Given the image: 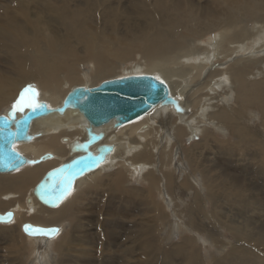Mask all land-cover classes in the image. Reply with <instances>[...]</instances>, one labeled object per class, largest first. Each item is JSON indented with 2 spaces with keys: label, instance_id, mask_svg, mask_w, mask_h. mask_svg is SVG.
Here are the masks:
<instances>
[{
  "label": "bare ground",
  "instance_id": "obj_1",
  "mask_svg": "<svg viewBox=\"0 0 264 264\" xmlns=\"http://www.w3.org/2000/svg\"><path fill=\"white\" fill-rule=\"evenodd\" d=\"M134 55H140V59L128 62L135 59ZM85 59L92 61L87 66L91 85L78 79L76 62ZM127 64L131 66L127 74L117 79L154 76L169 87L174 104H160L130 123L117 124L113 120L99 127L73 107L61 108L71 90L100 86L99 81L113 77L109 74ZM30 82L40 86V92L33 89L35 96L29 93L31 100L37 96L35 103L63 112L36 119L31 125L30 139L14 145L28 160L26 166L0 173V216L14 214L11 222H0V264L22 263L24 250L30 247L28 241L34 243L31 245L35 247L37 264L47 260L57 248L62 252V261L68 257L78 264H105L109 259L105 253L113 245L103 242V228L96 226L98 222L123 230L114 246L119 248L123 264H151L157 258L161 257L160 261L171 257L173 251L179 257L184 252L188 254L184 264H203L202 257L197 251L191 252L188 245L164 249L156 235L174 223L171 224L163 205L174 204L173 211L183 217L179 207L187 201L190 216L187 213L184 218H192L186 225H193L189 229L195 230L192 235L197 238L204 231H197L194 215L212 197L218 216H222L221 206L228 201H238L237 210H257L251 201L240 203L236 199L245 183L221 170L219 162L228 160L227 154L233 156L230 161L245 164V152L250 147L255 149L256 166L264 172L262 0L0 1V107L15 102ZM234 93L235 104L226 101H232L229 96ZM13 107L0 115H7ZM232 129L235 143L227 144L217 138L232 133ZM90 134L103 137L90 151L107 145L113 151L96 171L76 181L73 192L60 206L44 207L34 195L35 187L51 171L79 157L81 154L74 148L87 142ZM190 137L201 139L186 149L184 140H191ZM209 154L211 158H207ZM46 155L50 156L43 160ZM135 176V181L144 182L147 188L135 186L131 178ZM213 188L217 189L215 193ZM160 192L170 202H161ZM134 198L140 203L138 207H132ZM93 201L98 204L93 210L96 215L91 218L86 214L90 213ZM100 216L107 218L99 221ZM248 222L229 220L235 225L229 230L236 237L244 235L256 246L237 244L233 249L237 256L226 255L215 264H240L238 257L247 262L243 264H264V257L255 254L260 245L264 246V231L253 232ZM25 223L57 228L61 233L54 238L27 234ZM93 227L98 228L95 235L91 234ZM179 228L178 225L177 229L182 231L183 227ZM108 231L107 235H114V231ZM207 236L224 246L215 241L219 237L217 232ZM251 256H256L255 262L247 261Z\"/></svg>",
  "mask_w": 264,
  "mask_h": 264
},
{
  "label": "water",
  "instance_id": "obj_2",
  "mask_svg": "<svg viewBox=\"0 0 264 264\" xmlns=\"http://www.w3.org/2000/svg\"><path fill=\"white\" fill-rule=\"evenodd\" d=\"M36 104L46 105L44 103ZM160 104H174L169 87L154 76L144 75L107 81L92 88H74L66 96L61 108L65 110L67 107H73L93 126L99 127L113 120L117 124L133 122ZM59 111L62 110L59 108L51 110L46 105L45 108L38 109L33 113L31 108L24 104L19 110H14L13 107L7 112V115H0V173H11L26 166L28 160L14 149V145L17 142L30 139L31 125L36 119L53 115ZM17 115H21V117L18 118ZM102 139L101 135L90 134L87 142L74 148L75 152L81 154L79 157L64 164L63 167L51 171L35 187L34 195L41 205L48 208L60 206L73 192L78 179L96 171L106 161L107 155L113 151L111 145L101 146L97 150L90 151ZM49 156H44L43 160H47ZM61 184L64 189H69V185H71V189L66 197L58 199L62 195ZM9 214H11V218H9ZM13 216L12 212H8L5 216H0V222L9 223ZM51 229L57 228L24 225V231L27 234L37 236H46L37 230Z\"/></svg>",
  "mask_w": 264,
  "mask_h": 264
},
{
  "label": "rangeland",
  "instance_id": "obj_3",
  "mask_svg": "<svg viewBox=\"0 0 264 264\" xmlns=\"http://www.w3.org/2000/svg\"><path fill=\"white\" fill-rule=\"evenodd\" d=\"M0 1H3V0H0ZM263 4H264V0H262ZM254 25V23H251L250 24V27H252ZM214 35V34H213ZM72 42V41H71ZM135 56V59L134 60H131V59H128V62L130 61H135V60H139L140 58V55L139 56ZM86 61H83V60H80V61H77L76 65H77V72L80 73V76H78V79L81 81V82H87L88 84H92V76L90 77V73H89V70H88V65L90 63H92V61L90 59H85ZM234 61L233 60H229L228 63L226 65L223 66V68H226L229 66L230 63H232ZM131 62V63H132ZM92 66V65H91ZM131 66L130 65H125V68H120L118 71L116 72H113V73H110L109 75L110 76H113V77H107L105 79H102L100 82L99 85H101L103 82H107L109 80H114V79H117L120 75H126L128 71H126L128 68H130ZM220 67V66H218ZM218 67H215V68H218ZM87 70V71H86ZM122 70V71H121ZM130 74H136L132 71H130ZM129 74V75H130ZM85 76L86 75V78H82L81 77ZM133 76V75H131ZM136 76V75H134ZM88 77H90L89 79H87ZM114 78V79H112ZM121 78H124V77H121ZM89 82H88V81ZM90 84V85H91ZM30 86V87H29ZM78 86V85H77ZM34 89V90H37L38 92H40V86L38 85V82H30L28 84V87L25 89L24 92V96H23V92L22 94L19 96V98L17 100H15V102L11 103L9 106H2L0 107V114H5V112L9 109V107H13L15 105H17L18 103H20L21 101V97L23 96L25 98V100L30 99L31 100V97H29V93L30 92H26L27 89ZM235 93L233 94V97L232 95L229 96L230 99H233L232 101H230L229 99L226 100L228 101L229 103H233L235 104V99H236V95ZM235 97V98H234ZM222 97H220L221 99ZM37 101L39 100L36 97H34L32 100ZM226 101H224V104L227 105ZM190 104H187V106H189ZM8 108V109H7ZM77 115H79L77 112L75 113ZM260 120H262L260 118ZM86 122V121H85ZM232 133L231 131H229L230 134H226V136L224 134L223 137L222 135L217 136V138L221 139L222 141H226L228 142L227 144H233V142L235 143V137H234V133H235V129H232ZM191 138V137H190ZM201 139V137H196V138H191V140L189 139H185L184 142H185V148L186 149H189L191 148L192 145H195L197 144V142H199V140ZM260 142L262 143L261 139H260ZM128 143V142H127ZM262 149H264V143H262ZM128 145H132V144H127ZM250 146V144H249ZM200 147V146H199ZM252 147V146H251ZM207 152V151H206ZM261 151H259V153H261ZM209 153H210V150H209ZM246 153V162L245 164L243 162H241L240 164H237L235 163L234 161H230V159L233 157L232 155H227L226 156H229L228 160H222L219 162V166L221 167V170L223 169L225 171L226 174H229L230 176L235 177L236 180H243L244 183H245V186H242V189L240 191V193L238 194L240 196V198H236L237 200H241V202H247V201H251V204L253 205V207H256L257 210H254L252 211V209H249V211L246 212V210H237V206L239 205V202L237 201L236 204H231L229 201L227 202V205H224L223 207L221 206V208L224 210L222 211V216H218L217 212L214 211V198L212 197L211 200L209 202H207L205 208L201 207V203L199 204V208L201 210L200 213H196L194 215V220H195V223L197 224V226L199 227V229L197 231H204V233L202 234V237L201 238H197L195 235H192L194 234L192 231H195V230H192L190 231V227L193 226L192 224H190L189 228L186 224H188L189 221H192L190 219H186L184 218L185 215L190 212V210L188 209L189 208V205L190 204H187L186 205V202L184 203H181L180 205V215L183 216V217H178L176 215V213L173 211L174 209V204L173 206H168L167 204H162L166 210L167 213H169L170 215V218H168L169 220H171V224H172L169 228H167L166 230H163L161 231L162 233L159 232L157 236V238H160L162 241V245L164 247V249H168L169 247H171L172 245H188L190 248H191V252L192 251H197V253L202 257L204 263L203 264H215L217 260H220L225 258L226 255H229L228 258H231V256H237L236 253L233 252V249H234V246L238 244L239 245H244V246H252V245H255V243H252V241L250 239H244V235L242 236H239L236 237L234 236L230 230H229V227L230 226H235V225H231L229 223V220L230 221H233L234 223L236 221H239V222H244L245 219L249 220V224H250V227L249 229L252 230L253 232H257L259 230H262L264 231V172L262 173L261 171H259L258 167L256 166L255 164V161H254V158H256L255 156V149L254 148H248L247 151L245 152ZM235 154H238V153H235ZM249 156V157H248ZM212 156L209 154L207 158H211ZM219 157V156H218ZM185 159V158H184ZM244 159V157H243ZM244 159V160H245ZM248 159V160H247ZM250 162V163H249ZM226 163V164H225ZM228 163V164H227ZM243 163V164H242ZM224 164V165H223ZM236 164V165H235ZM244 165V166H243ZM241 166V167H240ZM237 167V168H236ZM119 168H121V165H119ZM227 168V169H226ZM220 169V168H218ZM51 170V169H50ZM233 170V171H232ZM114 171V169L111 171V172H107V174H111L112 172ZM236 171V172H235ZM242 171V172H241ZM238 174V175H237ZM143 177H144V173H143ZM132 180L135 182V186L139 187V185H143L144 187L147 188V185L141 181L138 183L135 181L136 179V176L135 177H131ZM246 178V180H245ZM130 180V179H129ZM132 180H130L132 182ZM251 180V181H250ZM138 184V185H137ZM251 184V185H250ZM243 185V184H242ZM161 189L164 190L163 188V185H161L160 187ZM254 188V189H252ZM261 189V190H260ZM256 190V191H255ZM259 190V191H258ZM213 191L214 193L217 191L216 188H213ZM254 191V192H252ZM161 193V192H160ZM248 193V194H247ZM250 193V194H249ZM253 195H252V194ZM258 193V194H257ZM157 194V193H156ZM205 194V193H204ZM241 194V195H240ZM110 195H112V191L109 195H107L106 197V200L108 198H110ZM243 195V196H242ZM165 196V199L161 193V195H159V200L161 202H170V200H168L166 194L164 195ZM244 196H248V197H244ZM248 198V199H247ZM135 199V200H134ZM133 201L131 202L132 203V207H138V205L140 204L138 199L137 198H134ZM250 199V200H249ZM255 199V200H254ZM233 200V199H232ZM94 202V201H93ZM254 203V204H253ZM98 203L94 202L92 204H90L92 206V209L89 208V212L90 213H87L86 215H89V217L93 218V214L95 213L96 215V212L93 211V210H96V205ZM95 205V206H94ZM204 206V205H203ZM230 206V207H229ZM232 206V207H231ZM100 208V206L97 207V211H101V210H98ZM179 208H178V211H179ZM197 209V207H196ZM123 210V209H122ZM189 210V211H188ZM213 210V211H212ZM237 210V211H236ZM233 211V212H232ZM258 211V212H257ZM93 212V213H92ZM256 212V213H255ZM234 213V214H233ZM246 213H248L249 215H247ZM198 214V215H197ZM207 214V215H206ZM253 214V215H252ZM189 215V213L187 214ZM190 216V215H189ZM226 216V217H225ZM101 217V216H100ZM99 217V218H100ZM151 217V216H149ZM104 218H107L106 216L105 217H101L99 219L100 220H105ZM172 218V219H171ZM225 218V219H224ZM175 220V221H174ZM209 220V221H208ZM222 220V221H221ZM92 221V220H91ZM226 221V222H225ZM213 222V223H212ZM220 222V223H219ZM30 224V222H28ZM179 223V224H178ZM218 223V224H217ZM26 224V223H25ZM100 224V225H99ZM146 224L151 227V223L149 222H146ZM208 224V225H207ZM221 224V225H220ZM178 225L180 226L179 229H181V227H183L180 231L178 230ZM96 226H102L101 228H103V234L102 236L105 237L103 239V242L106 244H112L113 246H110L109 250L106 251L105 255L109 257L106 258L105 260V264H123V260L124 259H121L120 256H119V248L118 247H114V246H117V238H118V235L120 236L122 233V231L118 230L117 228H115V225L112 224V226L114 227H111L109 226L108 224H101L100 222H98V224ZM105 226V227H104ZM110 228H109V227ZM176 226V227H175ZM207 226V227H206ZM218 226V227H216ZM226 226V227H225ZM237 226V224H236ZM119 227H122L120 224H119ZM237 227H241V226H237ZM112 228V229H111ZM176 230H175V229ZM204 228V229H203ZM220 228V229H219ZM95 229H98L97 227H93L91 230H92V233L93 234L95 232ZM111 230V232L114 231V235H116L117 237L116 238H112L114 235H107L105 232H109L108 231ZM106 230V231H105ZM172 230V231H171ZM218 230V231H217ZM207 233H206V232ZM23 232V231H22ZM219 234V237L218 239H216L215 241L218 242V243H224V246L222 245H218L216 243H214L212 240H210V238H208L207 235H209V233H213V234ZM221 232V233H220ZM230 232V233H229ZM24 233V232H23ZM61 233V230L59 231V234ZM118 233V234H117ZM166 234V235H165ZM173 234V235H172ZM205 234V235H204ZM24 235L27 237V235L24 233ZM95 235V233H94ZM171 235V236H170ZM59 236V235H58ZM193 236V237H192ZM228 236V237H227ZM101 237V238H103ZM235 237V238H234ZM187 238V239H186ZM193 238V239H191ZM36 239V238H34ZM186 239V240H185ZM190 239V240H189ZM109 241V242H108ZM191 241V242H190ZM201 241V242H200ZM187 242V243H185ZM197 242V243H196ZM189 243H192L191 246ZM195 243V244H194ZM28 244L30 245L29 248L26 249V251L24 250V253L25 255L23 254L25 260L22 262L24 264H37L36 261H34V257H35V247H32V245H34L33 241H28ZM32 244V245H31ZM194 244V246H193ZM172 248H169L168 250H170ZM221 249V250H220ZM226 250V251H225ZM239 250V249H238ZM53 252L51 253L50 256L47 257V260H44L43 262L41 263H38V264H78L76 262V260H73V259H70L68 257H66L63 261H62V255L60 253V249L57 248L56 250H52ZM57 252V253H56ZM58 253H60V256L57 255ZM113 253V254H111ZM224 253V254H223ZM171 254H174L173 256ZM169 258H164L163 257V261L159 259L160 258H157V262H152L151 264H184V259L188 256V254H186V252H184V255L182 257H179L176 255V251H173L171 252ZM256 256H263L264 257V246H259L258 248V251L257 253H255ZM240 255V254H239ZM116 256H119V257H115ZM176 258H175V257ZM256 256H251L247 261H250V262H255V257ZM54 257V258H53ZM51 258V259H49ZM53 258V259H52ZM59 258V259H58ZM172 258V259H171ZM180 258V260H179ZM58 259V260H57ZM67 259V260H66ZM238 259L240 260V264H243V263H247L246 261L240 259L238 257ZM257 259V258H256ZM66 260V261H65ZM236 259H233V261H235ZM65 261V262H64ZM68 261V262H67ZM168 262V263H167ZM176 262V263H175ZM20 263V264H22ZM12 264H18L17 262H12ZM97 264H100V261L97 262ZM103 264V263H102Z\"/></svg>",
  "mask_w": 264,
  "mask_h": 264
},
{
  "label": "snow or ice",
  "instance_id": "obj_4",
  "mask_svg": "<svg viewBox=\"0 0 264 264\" xmlns=\"http://www.w3.org/2000/svg\"><path fill=\"white\" fill-rule=\"evenodd\" d=\"M26 92H32L33 96L36 95V93L34 92L33 89L29 88L26 90ZM25 104V98L22 96L21 97V101L20 103H18L17 105L14 106V110H19L21 109ZM27 106L29 108H31L32 112H36L38 109H43L46 107V105H38L35 103L34 100H29L27 101ZM99 160V158H98ZM61 190H62V195L60 197H58V199H63L64 197H66L69 193H70V189H71V185H69V189H64L63 184H61L60 186ZM9 218H11V214H9ZM27 230V229H26ZM40 234L46 235L49 238H54L55 236L59 235V229H51V230H37Z\"/></svg>",
  "mask_w": 264,
  "mask_h": 264
}]
</instances>
